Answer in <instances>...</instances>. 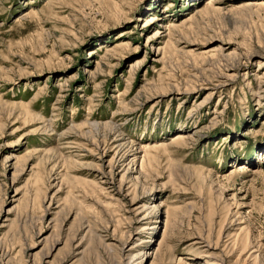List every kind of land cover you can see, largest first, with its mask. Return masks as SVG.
<instances>
[{"label":"rangeland","instance_id":"rangeland-1","mask_svg":"<svg viewBox=\"0 0 264 264\" xmlns=\"http://www.w3.org/2000/svg\"><path fill=\"white\" fill-rule=\"evenodd\" d=\"M264 0H0V264H264Z\"/></svg>","mask_w":264,"mask_h":264},{"label":"bare ground","instance_id":"bare-ground-1","mask_svg":"<svg viewBox=\"0 0 264 264\" xmlns=\"http://www.w3.org/2000/svg\"><path fill=\"white\" fill-rule=\"evenodd\" d=\"M263 160H264V157H263Z\"/></svg>","mask_w":264,"mask_h":264}]
</instances>
